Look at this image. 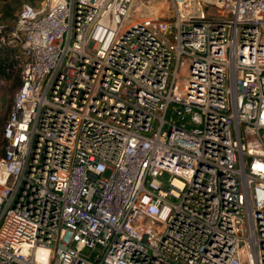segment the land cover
Returning a JSON list of instances; mask_svg holds the SVG:
<instances>
[{"label": "built area", "instance_id": "obj_1", "mask_svg": "<svg viewBox=\"0 0 264 264\" xmlns=\"http://www.w3.org/2000/svg\"><path fill=\"white\" fill-rule=\"evenodd\" d=\"M135 1L0 23V264H264V0Z\"/></svg>", "mask_w": 264, "mask_h": 264}, {"label": "rangeland", "instance_id": "obj_2", "mask_svg": "<svg viewBox=\"0 0 264 264\" xmlns=\"http://www.w3.org/2000/svg\"><path fill=\"white\" fill-rule=\"evenodd\" d=\"M33 0H13L12 6L14 7V14L8 16L7 18L3 17L4 12V1L0 0V23L4 22L9 26H12L15 23V18L17 12L23 2ZM160 0H136L134 5V11L139 14L151 15L155 11L157 2ZM16 87L13 86L12 81L6 80L0 76V152L1 149V130L4 122L7 119L8 112L11 106V103L14 98Z\"/></svg>", "mask_w": 264, "mask_h": 264}, {"label": "trees", "instance_id": "obj_3", "mask_svg": "<svg viewBox=\"0 0 264 264\" xmlns=\"http://www.w3.org/2000/svg\"><path fill=\"white\" fill-rule=\"evenodd\" d=\"M3 1H5L3 17L7 18L9 15L12 16L14 14V7L12 6L13 0H3ZM39 2L40 0H33V2L31 3L39 4ZM10 53H11L10 48H5V49L0 48V76L6 80L12 81L13 86H15L17 89L22 82L21 72L18 68L15 67L14 60L12 59ZM4 125H5V122L1 130V149L2 151L0 152V155L4 151V138H3Z\"/></svg>", "mask_w": 264, "mask_h": 264}]
</instances>
